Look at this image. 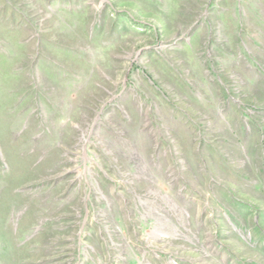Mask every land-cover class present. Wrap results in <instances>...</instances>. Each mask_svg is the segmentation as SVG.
Wrapping results in <instances>:
<instances>
[{"label":"rangeland","instance_id":"374dc122","mask_svg":"<svg viewBox=\"0 0 264 264\" xmlns=\"http://www.w3.org/2000/svg\"><path fill=\"white\" fill-rule=\"evenodd\" d=\"M263 205L264 0H0V264H264Z\"/></svg>","mask_w":264,"mask_h":264},{"label":"crops","instance_id":"0c3cea01","mask_svg":"<svg viewBox=\"0 0 264 264\" xmlns=\"http://www.w3.org/2000/svg\"><path fill=\"white\" fill-rule=\"evenodd\" d=\"M263 210H264V205L261 207ZM261 214L262 213H260V218L258 219V224H259V226H261V228H262V230H263V232H264V213L262 214V216H261ZM249 234V236H252V231L250 230V232H248ZM251 234V235H250ZM258 249H260L261 251L262 250H264L263 248H261V247H258Z\"/></svg>","mask_w":264,"mask_h":264}]
</instances>
